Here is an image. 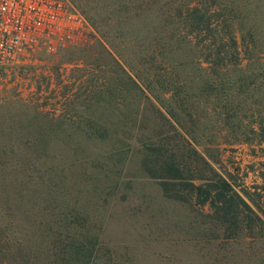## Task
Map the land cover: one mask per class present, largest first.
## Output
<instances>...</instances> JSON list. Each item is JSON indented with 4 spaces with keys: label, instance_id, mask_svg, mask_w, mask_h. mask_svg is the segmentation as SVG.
Returning a JSON list of instances; mask_svg holds the SVG:
<instances>
[{
    "label": "rangeland",
    "instance_id": "rangeland-1",
    "mask_svg": "<svg viewBox=\"0 0 264 264\" xmlns=\"http://www.w3.org/2000/svg\"><path fill=\"white\" fill-rule=\"evenodd\" d=\"M64 1L88 22L81 41L0 66V230H35L44 264L81 241L100 263L264 264V239L228 238L209 205L167 196L149 172V148L176 136L175 112L198 151L264 209V0ZM185 75L190 92L223 88L228 113L174 96ZM11 260L0 244V264Z\"/></svg>",
    "mask_w": 264,
    "mask_h": 264
},
{
    "label": "trees",
    "instance_id": "trees-1",
    "mask_svg": "<svg viewBox=\"0 0 264 264\" xmlns=\"http://www.w3.org/2000/svg\"><path fill=\"white\" fill-rule=\"evenodd\" d=\"M158 15L160 19L165 17L161 11ZM149 17L151 16L144 19L146 23H148ZM199 18L204 20L202 30L212 31L211 15L203 13ZM236 31L233 28L230 32L234 50H238ZM161 55H163V60L159 68L165 71L168 52L164 50ZM220 58L224 63L225 57ZM156 75L159 76V82L164 85V81L168 77H164L162 73H156ZM192 80H194L193 77L187 75L178 77L175 83L177 85L174 86V96H178L184 91V96L188 99L193 96L197 97L198 106H201L200 100H202L204 106L212 103L217 109H223L224 113H228V110L225 109L224 99L221 98L223 88L208 83L202 86L200 90L190 92L187 85ZM184 103L185 101H183ZM193 103L194 101H192ZM229 111L230 114L227 115H233L231 114L233 111ZM171 117L177 123L176 125L168 119L176 132V136L172 137L173 141L166 142L164 139L149 148V152L152 153L150 159L152 166L149 171L151 176L163 182L167 196L186 203H193L195 200L202 206L209 205L214 220L222 232L228 235V238L232 235L240 236L243 234L253 240L264 239V209L252 201L255 204L254 207L237 189L234 182L226 175L218 172L209 159L198 151L196 148L199 142L198 137L193 134L187 137L183 132L185 125L184 119H181L182 115H176L173 112ZM14 227L10 224L2 231L0 230V244L9 252L12 264H44L35 258V230L31 231V228H27L24 231ZM97 250L98 248L91 246V243L81 241L74 244L73 247L66 246L64 253L67 257L66 260L63 258V263L54 260L53 263L49 264H113L109 261L100 263L95 255Z\"/></svg>",
    "mask_w": 264,
    "mask_h": 264
},
{
    "label": "built area",
    "instance_id": "built-area-1",
    "mask_svg": "<svg viewBox=\"0 0 264 264\" xmlns=\"http://www.w3.org/2000/svg\"><path fill=\"white\" fill-rule=\"evenodd\" d=\"M87 26L64 0H0V66L18 62L38 46L54 53L77 45Z\"/></svg>",
    "mask_w": 264,
    "mask_h": 264
}]
</instances>
